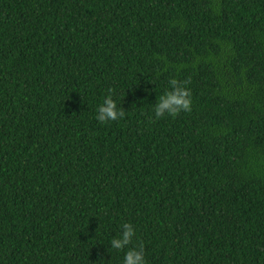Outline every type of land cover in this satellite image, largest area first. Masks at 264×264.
Wrapping results in <instances>:
<instances>
[{"label": "trees", "instance_id": "16d2710c", "mask_svg": "<svg viewBox=\"0 0 264 264\" xmlns=\"http://www.w3.org/2000/svg\"><path fill=\"white\" fill-rule=\"evenodd\" d=\"M123 222L147 264H264V0H0V264H122Z\"/></svg>", "mask_w": 264, "mask_h": 264}, {"label": "clouds", "instance_id": "9594fccd", "mask_svg": "<svg viewBox=\"0 0 264 264\" xmlns=\"http://www.w3.org/2000/svg\"><path fill=\"white\" fill-rule=\"evenodd\" d=\"M186 83L175 78L169 79L168 88L154 104L155 118L165 115L173 116L181 111L191 110L192 94ZM123 116L124 111L118 108L117 101L112 98L111 93L104 98L96 113V119L100 123L117 121ZM135 236L134 226L129 222H123L120 225V231L109 242L111 249L117 251L127 249L124 252L122 264H147L142 246L128 247L133 243Z\"/></svg>", "mask_w": 264, "mask_h": 264}]
</instances>
